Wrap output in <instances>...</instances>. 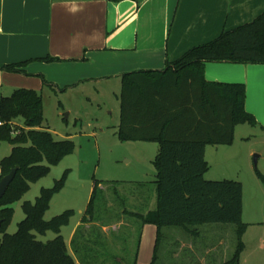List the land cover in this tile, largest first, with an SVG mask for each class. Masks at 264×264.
Wrapping results in <instances>:
<instances>
[{"label": "trees", "instance_id": "1", "mask_svg": "<svg viewBox=\"0 0 264 264\" xmlns=\"http://www.w3.org/2000/svg\"><path fill=\"white\" fill-rule=\"evenodd\" d=\"M39 60L51 62L59 58ZM207 62L264 64V11L250 22L223 30L214 39L189 48L175 60L167 59L164 69L122 74L119 137L159 145L153 161L156 203L140 211L126 205L118 209V189L114 188L112 195L102 181L95 179L71 241L80 264H137L146 224L157 228L151 262L156 264L164 228L178 227L199 236L200 227L218 223L235 225L237 236L233 254L222 264H239L248 226L242 218L243 184L235 179H206L210 165L205 150L208 145L233 144L238 125L254 127L258 121L246 109V84L208 80ZM28 64L29 61L4 64L1 68L28 73ZM20 119L23 124L18 122ZM0 122V143L12 145L10 154L0 161V180L19 166L0 200V264H77L61 233L74 210L45 219L52 198L65 186L68 171L53 186L43 187L34 201L23 202L25 217L14 233L8 232L15 212L13 204L32 183L71 154L75 142L70 138L56 139L44 125L43 94L34 89L17 88L11 95L1 97ZM258 175L264 180L262 174ZM116 223L120 224L117 230H105ZM48 231L55 237L38 239L37 234Z\"/></svg>", "mask_w": 264, "mask_h": 264}, {"label": "crops", "instance_id": "2", "mask_svg": "<svg viewBox=\"0 0 264 264\" xmlns=\"http://www.w3.org/2000/svg\"><path fill=\"white\" fill-rule=\"evenodd\" d=\"M263 11L264 0H0V99L17 88L45 94L48 89L63 91L85 81L121 79L125 72L164 69L167 59L175 60L190 46L250 22ZM48 56L59 60H39ZM25 61H29L28 73L1 68ZM205 76L211 81L245 83L246 109L258 121L252 127L264 133V64L207 62ZM234 143L206 147L210 169L208 155L217 163L226 152L224 146ZM216 174L221 177L213 178H233L226 169ZM80 221L68 236L63 234L64 226L61 230L74 256L71 241ZM202 227L214 232L218 228ZM156 230L153 224L144 225L146 242ZM201 249L205 250L199 258L203 264L226 258L218 244ZM76 262L80 264L77 258Z\"/></svg>", "mask_w": 264, "mask_h": 264}, {"label": "rangeland", "instance_id": "3", "mask_svg": "<svg viewBox=\"0 0 264 264\" xmlns=\"http://www.w3.org/2000/svg\"><path fill=\"white\" fill-rule=\"evenodd\" d=\"M193 46L195 44L189 48ZM121 88V79L114 77L100 82L85 81L63 91L48 89L43 94L44 125L50 128L56 139H72L75 149L52 166L48 175L32 183L23 197L13 204L15 212L8 227L9 233H14L18 223L25 217L23 202L34 201L43 187L53 186L65 171H68L65 186L54 195L45 213V219L50 220L67 209L74 210L69 223L63 227L65 236L82 218L95 179L102 181V186L109 188L112 195L114 188L118 189L119 197H115L118 209L124 205L136 207L139 211L147 209L150 204L154 207L156 168L153 161L159 145L156 142L120 139ZM18 122L23 124L21 119ZM224 147L226 152L218 157L217 163L213 155H208L212 169L205 178L217 180L219 178L213 177L221 176L216 172L226 169L229 177L242 182V218L248 226L243 237L245 248L239 264H264V180L258 175L264 176V133L249 124H241L237 128L234 145ZM11 149L10 143H0V161L10 154ZM255 155H258L256 162ZM125 222L128 223L127 219ZM119 226L116 223L105 227V230L110 232ZM213 226H218L216 232L208 227H200L199 236L188 234L178 227L164 228L156 264H203L199 259L200 254L205 252L202 246L213 247L217 244L226 253V258L216 263L222 264L235 250L236 228L233 224L218 223ZM208 232L211 234L208 235ZM37 236L47 241L55 233L48 231ZM156 236L157 230L155 236L152 235L146 242V234L142 235L137 264H151Z\"/></svg>", "mask_w": 264, "mask_h": 264}, {"label": "water", "instance_id": "4", "mask_svg": "<svg viewBox=\"0 0 264 264\" xmlns=\"http://www.w3.org/2000/svg\"><path fill=\"white\" fill-rule=\"evenodd\" d=\"M258 158V155H255V162ZM19 169V166H16L15 168H13L10 173H8L7 175L3 176L0 180V200L3 198V196L5 195L10 183L13 181V179L15 178V175L17 173V170ZM2 223V220L0 219V225Z\"/></svg>", "mask_w": 264, "mask_h": 264}, {"label": "built area", "instance_id": "5", "mask_svg": "<svg viewBox=\"0 0 264 264\" xmlns=\"http://www.w3.org/2000/svg\"><path fill=\"white\" fill-rule=\"evenodd\" d=\"M0 125H2V122H0Z\"/></svg>", "mask_w": 264, "mask_h": 264}]
</instances>
